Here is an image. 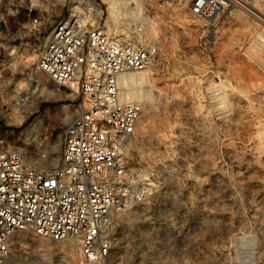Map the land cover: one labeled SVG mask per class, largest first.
I'll list each match as a JSON object with an SVG mask.
<instances>
[{"label":"rangeland","instance_id":"rangeland-1","mask_svg":"<svg viewBox=\"0 0 264 264\" xmlns=\"http://www.w3.org/2000/svg\"><path fill=\"white\" fill-rule=\"evenodd\" d=\"M65 1H57L62 16ZM97 1L120 26L141 22L158 46L149 66L135 71L149 77L147 98L134 100L142 113L124 148L154 194L115 216L110 254L99 261L84 260L76 241L23 235L5 264H264V22L245 12L196 18L191 0H117L116 21L109 0ZM252 2L264 20V0ZM28 55L16 92L0 91V128L32 151L37 134L39 149L57 157L76 115L74 94L55 89L37 71L35 52ZM33 75L54 91L48 103L46 91L36 90L19 107ZM47 105L56 107L54 115ZM31 122H41L32 135Z\"/></svg>","mask_w":264,"mask_h":264},{"label":"built area","instance_id":"built-area-1","mask_svg":"<svg viewBox=\"0 0 264 264\" xmlns=\"http://www.w3.org/2000/svg\"><path fill=\"white\" fill-rule=\"evenodd\" d=\"M57 1L0 0V91L16 92L14 81L26 78L22 65L35 52L37 71L55 89L70 90L76 102V115L62 131L58 161L50 167L41 166L52 156L39 149L37 134L38 150L32 151L0 128V264L23 235L60 243L74 239L84 260L99 261L110 254L115 216L154 194L148 175L125 155L142 105L122 99L118 79L147 68L158 53L156 42L146 38L141 22L115 23L97 0H66L63 16ZM253 9L252 0H191L190 14L216 20L245 12L264 22ZM27 79L22 108L41 91ZM55 110L47 105L45 112Z\"/></svg>","mask_w":264,"mask_h":264},{"label":"bare ground","instance_id":"bare-ground-1","mask_svg":"<svg viewBox=\"0 0 264 264\" xmlns=\"http://www.w3.org/2000/svg\"><path fill=\"white\" fill-rule=\"evenodd\" d=\"M180 1L186 4L189 0H180ZM254 4H255V2H254ZM107 5H108L109 13L111 14L112 18H114V20H116L118 15H120V13H121L117 0H109V1H107ZM261 6H263V4H261ZM146 36H149V34H147ZM29 79L31 80L32 87H37L39 90L47 89L45 85H41L40 84L39 80L37 79V77L35 75H33ZM118 80H119L120 89L122 90V92H125V94H126V97H124V95H123L122 99H125L127 101L128 100L129 101H134L135 99L141 100L142 98H141L140 95L143 94L144 95L143 96V101L146 102L145 99L147 97H145V96L147 94H146V90L144 89V87H145V85H147L148 80H149V77L146 75V73H144L142 75H139V73H137L135 71H131V72H128V73L121 74L119 76ZM145 102H143V103L145 104ZM37 123L38 122H32L30 124V131L33 134H36V132L38 130V126H39V124L41 122L39 124H37ZM58 158H59V156H57V157H53L52 156L49 162H51V164L54 165L58 161ZM69 240H72V241L75 242L74 239H69Z\"/></svg>","mask_w":264,"mask_h":264},{"label":"crops","instance_id":"crops-1","mask_svg":"<svg viewBox=\"0 0 264 264\" xmlns=\"http://www.w3.org/2000/svg\"><path fill=\"white\" fill-rule=\"evenodd\" d=\"M29 129H30V126H29ZM31 132V131H30Z\"/></svg>","mask_w":264,"mask_h":264}]
</instances>
